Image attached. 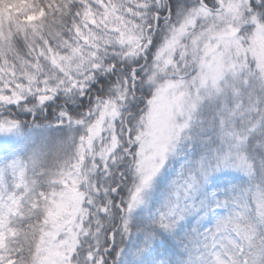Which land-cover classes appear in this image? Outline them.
<instances>
[{"label": "snow or ice", "instance_id": "snow-or-ice-1", "mask_svg": "<svg viewBox=\"0 0 264 264\" xmlns=\"http://www.w3.org/2000/svg\"><path fill=\"white\" fill-rule=\"evenodd\" d=\"M0 264H264V0H0Z\"/></svg>", "mask_w": 264, "mask_h": 264}]
</instances>
